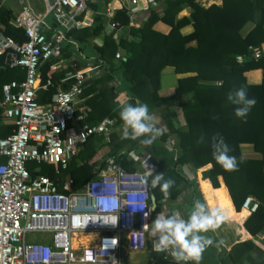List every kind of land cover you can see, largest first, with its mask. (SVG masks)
Returning a JSON list of instances; mask_svg holds the SVG:
<instances>
[{
	"label": "trees",
	"instance_id": "trees-1",
	"mask_svg": "<svg viewBox=\"0 0 264 264\" xmlns=\"http://www.w3.org/2000/svg\"><path fill=\"white\" fill-rule=\"evenodd\" d=\"M195 1L166 0L161 12L150 11L136 28L128 26L126 8L121 6L112 18L115 30L124 31L118 39H114V30L103 34L104 14L94 16L91 25H87L85 20L83 27L66 34L61 48V57L73 58L74 66L69 64L65 70H59L54 67L55 59H51L41 67L42 81L49 79L51 85L47 90L40 91L39 101L49 103L58 90L57 84L67 73L83 71L91 62V67H96L100 74L87 81L75 96L78 105L90 110L86 120L88 124L104 117L115 118L117 123H122L119 117L123 104L120 93L126 98L124 103L135 104L139 100L148 105L150 113L153 110L162 113L165 124L162 128L166 131L153 142L161 156L150 159L154 163L151 171L153 176L163 173L166 179L171 178L175 183L167 192H162L159 187L153 188L156 204L152 220L162 213L163 205L166 209H180V196L184 192L185 205L191 209L194 201H201L195 181L188 179L184 173V166L189 165L192 173L201 171L202 178L208 179L213 188L219 186L218 177H221L236 212L241 210L247 196L259 201L258 210L243 223L244 228L255 236L264 228V59L254 61L249 58L238 64L236 57H245L249 46L264 42V0H257L255 6L250 0H222L221 6L211 5L208 8H202ZM183 5L189 6L192 13L187 19L175 20ZM257 12H260L259 23L245 38H241L240 29L248 21L255 20ZM13 19L12 12L0 6V34L22 44L26 40L24 32L13 24ZM157 22L166 24L168 32L154 29ZM185 24L193 27V32L187 36L180 33ZM54 30L55 23L51 20L43 31L47 39ZM97 37L102 39L101 46L92 45V40ZM192 41L196 42V47L187 46ZM118 50L122 51V56L116 59ZM165 67L174 68L176 74H192L178 79L177 87L170 96L159 94L160 74ZM253 69L262 71V83L258 86L247 85L244 78V73ZM24 78L23 69L7 67L0 56V96L5 84ZM73 82L74 79H71L61 84L62 89H68ZM242 86L247 88L248 97L256 101L246 122L235 117L237 106L226 99L230 90ZM173 105L183 110L185 128L175 127L169 119ZM12 130L13 125L3 122L0 108V138H5ZM217 133L230 146L229 155L236 157L237 170L225 171L213 159L211 137ZM201 136L204 143H198ZM130 143L132 139L120 141L115 134L109 143L104 142L101 136H95L71 161L63 176L73 179L74 189H79L93 176V168L108 156H117L118 163L132 172L136 169L134 162L125 155H118ZM168 143L170 148L165 146ZM242 143L252 144L262 159H243L239 149ZM53 168L51 165H40V173L54 179ZM30 169L31 175H35L33 167ZM151 179L148 177L149 181ZM165 193L168 200H165ZM147 243V264H176L164 252L151 250V241ZM253 249L256 247L250 241L240 243L232 248L227 257H244Z\"/></svg>",
	"mask_w": 264,
	"mask_h": 264
},
{
	"label": "built area",
	"instance_id": "built-area-1",
	"mask_svg": "<svg viewBox=\"0 0 264 264\" xmlns=\"http://www.w3.org/2000/svg\"><path fill=\"white\" fill-rule=\"evenodd\" d=\"M139 1L125 0L129 27H133L139 13L162 11L157 0H144V5ZM44 3L43 15L23 6L14 17L13 24L24 32L26 40L22 44L0 34L4 64L25 71V78L5 84L0 96L3 122L13 125L12 132L0 138V264H123L122 252L127 243L131 252L147 249L153 221V188L151 180L148 184L143 181L154 163L141 152L133 153L141 143L132 139L118 155L132 160L134 171L125 170L117 156H108L93 168V176L79 189H74L73 179L63 176L91 138L101 136L109 143L115 134L122 141L123 128L122 123L110 117L88 124L89 108L75 101L81 87L97 72L96 67L67 73L57 84L51 102L40 103V91L51 85L49 79L42 81L41 67L51 59H55L56 68L74 66L73 58L61 57V48L69 31L84 26L88 10L86 0ZM114 13L111 7L105 12L110 30L116 28L112 22ZM48 16L55 23L49 39L43 32L48 28ZM248 55L254 61L264 59V45L249 46ZM121 56L118 50L115 58ZM236 62L241 64L243 57L237 56ZM71 79L73 84L62 89L61 84ZM40 165L53 166L54 179L40 173ZM134 191L147 192L148 199L143 211L132 213L123 201ZM101 197L103 202L98 204ZM259 205L257 199L247 196L241 211L250 216ZM166 211L163 205L162 213ZM113 217H117L115 224L107 222ZM144 224L149 231L144 230ZM33 234H38L40 241L28 242V236ZM154 238L150 239L151 250ZM257 239L264 241V234Z\"/></svg>",
	"mask_w": 264,
	"mask_h": 264
},
{
	"label": "crops",
	"instance_id": "crops-1",
	"mask_svg": "<svg viewBox=\"0 0 264 264\" xmlns=\"http://www.w3.org/2000/svg\"><path fill=\"white\" fill-rule=\"evenodd\" d=\"M98 1L99 0H86L87 6H88V10L85 14L87 25L92 24L93 18L97 14L105 15L106 9L108 7H111L114 10H116L120 8L121 6H125V0H104L105 1L104 4L106 6H104L101 12H95L91 8H89V6L95 5ZM157 1L160 3L159 9L161 11L163 3L166 0H157ZM250 1L254 3V6H255L257 0H250ZM139 2L140 4L144 5V0H140ZM195 2L202 8H208L211 5H215L218 7L222 5V0H196ZM12 5L15 7V11H13L10 8H7V9H9L12 12L13 17L17 15V13L21 10L23 6H27L31 9L30 5L28 3L26 4L24 0H14ZM0 6L4 7L3 5H0ZM32 12L35 13L33 10ZM191 13H192V9L187 5H183L180 12L176 15L175 20H179L182 18L187 19ZM146 15L147 13H143V12L139 13L135 17V20L131 25L135 28L139 27L140 24L146 19L147 17ZM104 19L105 20L103 22L102 32L103 34L106 35L112 32L113 30H110L108 27V19L106 17H104ZM259 20H260V12H257L255 16V20L248 21L240 29L239 31L240 37L245 38L254 29L256 24L259 23ZM50 21H48V25L50 24ZM154 29L161 31L163 33H167L169 30V27L162 22H157L154 25ZM114 32H115L114 39H118L119 36H121L124 33L122 29H116V30L114 29ZM192 32H193V27L191 24H185L180 29V33L183 36L190 35ZM101 37L94 38L92 40V45L101 46L102 45ZM95 40H97V44L95 43ZM260 45H264V42L261 43ZM187 46L196 47V42L192 41L188 43ZM238 56H242V55H238ZM242 57H243V61L249 59V55H246L245 57L242 56ZM91 66H92V63L89 62L88 68H90ZM99 74L100 72L98 70L97 72L94 71L92 74L93 76L92 79L97 78ZM191 75H192L191 73L176 74L174 71V68L165 67L161 71V74H160L159 94L161 96H170L173 90L177 87L178 79L191 76ZM244 78H245L247 85L258 86L262 83V79H263L262 71L260 69H253V70L247 71L244 73ZM120 97H121V103H124L126 100L124 94L120 93ZM151 114L156 118L157 127L162 128V125H165L162 113L159 112L158 110H153ZM169 119L171 120L172 124L175 127L185 128L183 110L180 107L176 105H173L171 107L169 111ZM165 146L170 148L169 143L165 144ZM239 149H240L241 157L245 160L259 161L262 159L261 154L257 153L254 150L253 145L250 143L240 144ZM183 170L185 171L184 173L186 174L188 179L192 178V180L195 181L197 188L199 190V193L201 195L202 203L206 204V206L209 209H219L222 213L226 215V220L221 225L220 228H218L215 232L209 231L208 233L204 234L212 240V243L204 251L200 264H264V241H261L260 243L257 239L259 234H264V228L260 233H258L255 236H252L244 228L243 223L249 216H247L246 213L241 210L239 212H236L233 206V203L231 201V198L229 196V193L227 191V188L225 187L222 181V178L218 177L219 186L217 188H213L208 179L202 178L201 171L192 173L189 165L184 166ZM187 173L190 176L187 175ZM263 175H264V169H263ZM185 195L186 193L184 192L180 196V201H179V204H181L180 209L173 211L172 209L167 208V211L162 214L164 215H166L167 213L179 214L184 219H187L190 212L189 210L182 209V207L185 206V202H186ZM248 241H250L256 247V249L249 251L248 253H246V255H244V257L237 258L236 256H233L232 259H229L227 257L234 246L240 243L248 242ZM134 254L135 252L130 253L129 257L132 258ZM247 255L248 257H246ZM188 264H192V262H188Z\"/></svg>",
	"mask_w": 264,
	"mask_h": 264
},
{
	"label": "clouds",
	"instance_id": "clouds-1",
	"mask_svg": "<svg viewBox=\"0 0 264 264\" xmlns=\"http://www.w3.org/2000/svg\"><path fill=\"white\" fill-rule=\"evenodd\" d=\"M227 101L236 105L234 115L236 118L246 122V117L251 108L255 106V99L249 98L246 87L230 90L227 93ZM119 117L122 122V139H139L144 147H150L166 131L157 127L156 118L150 113L147 104L136 100L133 103H123L120 106ZM204 137L199 138L198 143H204ZM212 156L218 165L225 171L231 172L238 168L235 156L229 155L231 148L225 142L224 137L214 134L211 137ZM148 177H152L150 185L152 188L159 187L162 192H167L175 183L171 178H165L163 173L153 176L150 170L144 178L143 183L148 184ZM148 193L134 191L127 194L125 205L132 209V213L143 211L146 208ZM103 198H99L97 203L102 204ZM226 215L219 209H209L206 204L199 200L193 202L192 210L187 219L179 214L164 215L157 214L152 221L150 234L156 239L153 241V251L168 252L176 264H200L202 255L206 248L212 243L205 233L215 232L225 222ZM117 217H113L110 222L115 224ZM145 231H149L146 224L143 225Z\"/></svg>",
	"mask_w": 264,
	"mask_h": 264
},
{
	"label": "rangeland",
	"instance_id": "rangeland-1",
	"mask_svg": "<svg viewBox=\"0 0 264 264\" xmlns=\"http://www.w3.org/2000/svg\"><path fill=\"white\" fill-rule=\"evenodd\" d=\"M14 0H0V5H3L5 8H10L13 11H15V7L12 5ZM24 2L30 5L31 9L38 15H43L46 13L44 0H24ZM104 0H99L95 5L89 6L93 11L95 12H101L106 6ZM106 8V7H105ZM51 20V16H48L47 21ZM74 60V59H73ZM75 63V60L73 61ZM67 66H64L63 68H59V70H65ZM99 145V143H97ZM96 144V145H97ZM137 152H141L143 155L146 156L148 161L150 159H158L160 158L161 154L160 152L155 150V146L152 144L150 147H144L142 144L134 150V154ZM38 169H40V166H37ZM183 210H189V212L192 210L188 205L182 207ZM173 211H176L177 208H172ZM153 236L150 234L149 237H147L146 243L150 241V239ZM28 242H38L40 241V236L38 234H33L28 236ZM148 244V243H147ZM132 253L130 250L129 243L126 244L125 249L122 252V263L123 264H147L148 261V250L145 249L141 252H135V254L132 256V258L129 257V254ZM171 257V256H168ZM172 260H174L171 257Z\"/></svg>",
	"mask_w": 264,
	"mask_h": 264
},
{
	"label": "water",
	"instance_id": "water-1",
	"mask_svg": "<svg viewBox=\"0 0 264 264\" xmlns=\"http://www.w3.org/2000/svg\"><path fill=\"white\" fill-rule=\"evenodd\" d=\"M187 175H189V174L187 173ZM150 200H151V203H152V210H154V207H155V204H156L154 195H151Z\"/></svg>",
	"mask_w": 264,
	"mask_h": 264
},
{
	"label": "bare ground",
	"instance_id": "bare-ground-1",
	"mask_svg": "<svg viewBox=\"0 0 264 264\" xmlns=\"http://www.w3.org/2000/svg\"><path fill=\"white\" fill-rule=\"evenodd\" d=\"M243 212H245V211H243Z\"/></svg>",
	"mask_w": 264,
	"mask_h": 264
}]
</instances>
